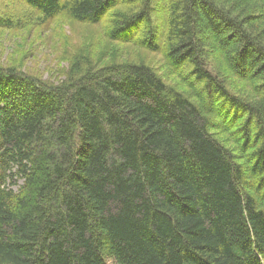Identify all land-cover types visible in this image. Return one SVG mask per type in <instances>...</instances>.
I'll list each match as a JSON object with an SVG mask.
<instances>
[{
  "label": "trees",
  "instance_id": "obj_1",
  "mask_svg": "<svg viewBox=\"0 0 264 264\" xmlns=\"http://www.w3.org/2000/svg\"><path fill=\"white\" fill-rule=\"evenodd\" d=\"M62 14H110L115 59L77 57L60 84L0 63V264H264V0H0V36ZM126 45L190 65L202 91Z\"/></svg>",
  "mask_w": 264,
  "mask_h": 264
},
{
  "label": "rangeland",
  "instance_id": "obj_2",
  "mask_svg": "<svg viewBox=\"0 0 264 264\" xmlns=\"http://www.w3.org/2000/svg\"><path fill=\"white\" fill-rule=\"evenodd\" d=\"M162 3H156V14L154 22L160 27L166 14ZM112 14V13H111ZM166 15V16H165ZM113 17L109 14L101 25H91L77 23L69 19L65 14L53 20L35 19L22 34H15L12 37L0 36V63L5 66H15L19 71L40 79L45 83L60 84L70 75V68L76 60H82V56H89L93 65L103 67L112 62L115 58L109 56L110 41L105 38V32L110 28V21ZM166 21V19H165ZM165 25V22H164ZM162 27V32L166 27ZM167 35V34H165ZM166 36L164 39L166 40ZM214 41V40H213ZM212 44V43H210ZM115 46H119L118 44ZM167 42L163 44V48ZM121 53L120 60H140L153 67L157 74L162 77L166 84L186 95H192V88L185 82L193 83V88L202 91L192 77L187 74L192 69L190 65H183L180 72L173 71L166 57L165 50L160 54H153L143 49L126 45ZM90 53V55H89ZM129 53V54H128ZM209 59L217 75L227 82L230 92L236 95L251 97L249 85L238 80L224 61L220 58L217 51L209 48ZM119 60V61H120ZM195 101V99H194ZM204 101L208 104L204 96ZM216 138L224 143L228 148L236 150L230 136L215 131ZM237 154H240L237 152Z\"/></svg>",
  "mask_w": 264,
  "mask_h": 264
}]
</instances>
